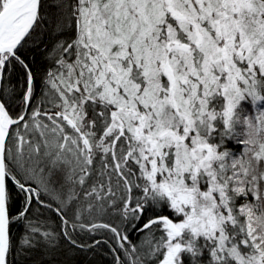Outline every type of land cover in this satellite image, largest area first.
Listing matches in <instances>:
<instances>
[{
  "label": "snow or ice",
  "instance_id": "obj_1",
  "mask_svg": "<svg viewBox=\"0 0 264 264\" xmlns=\"http://www.w3.org/2000/svg\"><path fill=\"white\" fill-rule=\"evenodd\" d=\"M109 241L264 264V0H0V264Z\"/></svg>",
  "mask_w": 264,
  "mask_h": 264
},
{
  "label": "trees",
  "instance_id": "obj_2",
  "mask_svg": "<svg viewBox=\"0 0 264 264\" xmlns=\"http://www.w3.org/2000/svg\"><path fill=\"white\" fill-rule=\"evenodd\" d=\"M37 61H36V67L37 71L42 72L41 63L42 60L40 58L39 52L36 54ZM151 215L152 213H148ZM132 239L135 242L138 239V236L133 233ZM111 242L109 241L106 244H101L99 247L95 248L94 251H86L84 253H80L76 256V261L79 262V264H113V254L111 252Z\"/></svg>",
  "mask_w": 264,
  "mask_h": 264
}]
</instances>
